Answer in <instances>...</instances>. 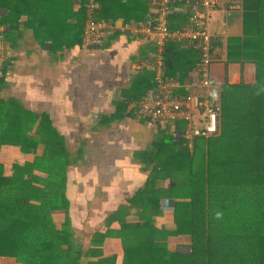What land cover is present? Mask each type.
Segmentation results:
<instances>
[{
    "label": "crops",
    "instance_id": "obj_1",
    "mask_svg": "<svg viewBox=\"0 0 264 264\" xmlns=\"http://www.w3.org/2000/svg\"><path fill=\"white\" fill-rule=\"evenodd\" d=\"M141 7L145 11L143 0ZM241 11L242 0H216L211 9L210 75L213 61L223 56L227 69V44L241 33ZM177 43H169L166 51H176ZM46 49L32 43L9 54L8 94L27 111L18 133L8 135L5 123L13 103L0 109V199L12 202L15 215L28 226L15 257H1L0 264H123L128 249L149 233L148 224L121 225L145 222L142 201H162L160 208L147 211L155 218V229L173 220L172 187L180 182L181 171L172 168L165 174L160 154L164 138L179 135L184 125L157 122L128 103L138 86L149 81L142 70L150 69L131 66L153 51L147 40L119 27L93 48L79 43L52 57ZM192 59L193 67L186 63L179 69L187 74L184 83L196 76L194 55L191 65ZM246 71L245 66L240 75ZM225 80L239 79L226 75ZM224 82L216 83L222 88ZM155 171L168 175L155 198L139 195L141 188L152 192L149 178ZM168 241L171 246L190 243L182 234Z\"/></svg>",
    "mask_w": 264,
    "mask_h": 264
},
{
    "label": "trees",
    "instance_id": "obj_2",
    "mask_svg": "<svg viewBox=\"0 0 264 264\" xmlns=\"http://www.w3.org/2000/svg\"><path fill=\"white\" fill-rule=\"evenodd\" d=\"M97 1L103 7L99 17L119 24L147 18L141 0ZM84 2L0 0V109L5 102L13 103L5 134L18 133L23 126L21 116L27 111L20 100L8 94L5 72L12 66L10 52L34 43L40 49L47 48L51 57L58 51L67 53L81 43L86 19ZM169 20L179 25L184 19L171 16ZM241 20V33L228 41L227 61L239 63L241 71L245 64H252L254 78L246 81L241 75L237 82L225 80L222 84L216 133L196 137L191 148L181 133L164 138L160 160L165 163V174L172 168L181 171L180 182L172 187L173 220L161 230L155 229V218L147 211L160 208L162 201H142L141 218L147 223L124 221L121 225L126 228L148 224L149 233L128 249L123 264H264V0H242ZM117 32L118 28L111 31L101 45ZM177 44L180 47L176 51H166L173 64L166 75L185 81L187 74L185 70L179 73V69L186 63L193 67V51H184L186 48ZM142 71L149 81L138 86L128 103L154 87L153 72ZM44 129L41 126V134ZM2 178L0 162V187ZM167 178L162 171L152 172V192L151 188H141L139 195L152 193L155 198L157 188ZM27 226V221L15 215L14 204L0 199V258L15 257L25 242ZM181 234L189 237L190 243L171 246L169 236Z\"/></svg>",
    "mask_w": 264,
    "mask_h": 264
},
{
    "label": "built area",
    "instance_id": "obj_3",
    "mask_svg": "<svg viewBox=\"0 0 264 264\" xmlns=\"http://www.w3.org/2000/svg\"><path fill=\"white\" fill-rule=\"evenodd\" d=\"M143 1L146 4V20H128L119 24L118 21L99 17L103 7L97 0H85L86 19L81 44L86 48L98 46L119 27L151 43L154 49L150 55L133 61L131 66L133 69L152 70L154 87L140 98L133 99L129 105L135 112L157 122H182L181 136L191 148L196 137H207L219 130L221 88L210 75L213 59L210 12L216 0H186L184 3H176L175 0ZM171 16L183 17L184 20L179 25H172ZM173 42H179L193 51L196 76L187 83L166 75L171 64L166 57V48ZM10 54L14 55V52ZM8 74L9 70H6V77Z\"/></svg>",
    "mask_w": 264,
    "mask_h": 264
},
{
    "label": "rangeland",
    "instance_id": "obj_4",
    "mask_svg": "<svg viewBox=\"0 0 264 264\" xmlns=\"http://www.w3.org/2000/svg\"><path fill=\"white\" fill-rule=\"evenodd\" d=\"M213 16L215 17L214 13H213ZM210 20H211V13H210ZM219 27H221V24H219ZM117 33H115V34H117ZM8 51H10V50H8ZM15 52L16 51H14V53ZM0 59L2 60V56H0ZM245 66L247 67V71H246V74L243 75V79L247 80V81H250V80H252L254 78L253 77L254 76V71H253L251 65L246 64ZM240 67L241 66H240L239 63H229L228 66H227V69H226V67H225V57L223 56V58L218 59L216 61H213L212 65H211V77H212L213 80H215V82H220V83L225 81L226 75L229 78V80H231V81H233L234 79H240L242 77L240 75V73H241ZM10 70H13V69L10 68ZM10 75H12L11 71H9V74H8V76L6 78H9ZM26 97H27V94H26ZM25 104H28V102L24 101V105ZM29 105H31V104L29 103ZM31 106L33 107V103H32ZM29 109H31V108H29Z\"/></svg>",
    "mask_w": 264,
    "mask_h": 264
}]
</instances>
